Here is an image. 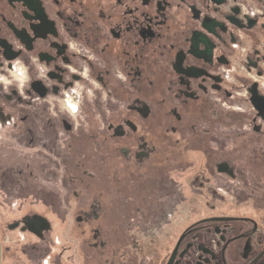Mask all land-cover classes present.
Wrapping results in <instances>:
<instances>
[{
	"label": "flooded vegetation",
	"instance_id": "1",
	"mask_svg": "<svg viewBox=\"0 0 264 264\" xmlns=\"http://www.w3.org/2000/svg\"><path fill=\"white\" fill-rule=\"evenodd\" d=\"M3 80L13 136L47 151L71 134L90 170L42 208H0V264H264L263 155L227 164L237 185L253 172L255 213L234 211L240 198L219 211L203 187L193 204L209 212L176 228V200H192L170 181L191 177L190 152L204 151L195 179L228 175L205 154L225 113L235 141L264 145V0H0Z\"/></svg>",
	"mask_w": 264,
	"mask_h": 264
},
{
	"label": "rangeland",
	"instance_id": "2",
	"mask_svg": "<svg viewBox=\"0 0 264 264\" xmlns=\"http://www.w3.org/2000/svg\"><path fill=\"white\" fill-rule=\"evenodd\" d=\"M7 86L9 85L6 80L0 82V87L4 88ZM226 111L234 113L233 110H225V112ZM37 112H39V110ZM52 112L56 113L57 110H52ZM225 115L226 113L223 114L224 120H222L225 124L220 127H216L215 125V127H213L215 132L211 135L209 134V137L208 135L206 137L208 145L205 154L217 157L214 160V164H228V162L233 163L236 160L241 163L249 164L251 161H256V159L251 160L255 155H263L264 158V145L260 147L257 146L255 142L246 145L244 143L246 141L242 140L243 138H239L235 141L236 132L232 130L233 127L227 124V116ZM63 118L65 117L63 116ZM36 120L38 119L36 118ZM35 122L38 123V121ZM7 126L6 123H2L0 120V208L2 209L1 211L8 216L12 217L15 212L14 209L28 205L31 201L37 203L38 208H42L40 205L43 203L54 202L55 196L50 195V193H55L59 187L80 185L77 181L74 184L75 180L72 176L76 175L77 177H83L81 170H90L88 166L80 165L79 167L77 161L72 157V151L67 148V145L70 144L67 140L71 138V134L65 135L64 132L63 136V133L60 131L58 133V138H62L65 142L47 146L48 150L45 151L46 148L39 142L33 146H27L25 143H21L13 136L11 131L6 128ZM37 138L41 140L44 137L38 135ZM238 145L239 148L237 147ZM60 153L63 155V161L54 160V157H57L56 155ZM201 153H204V151L196 153L190 152L187 154L186 161L192 164V171H190L191 177L189 179L184 178L185 175H180L178 172L171 175L170 181L174 182L176 192H182L183 196H187L192 200L190 209L186 211L180 210V208L184 207V200L181 202L176 200L174 207L176 213V228L180 218L189 217L194 221L201 215L205 216V214L209 212L207 210H200L193 204L195 198L199 197L200 191H203V187L215 189L216 192L224 198L223 204H219L220 206L218 205L219 211H222L221 208L224 209L226 205L236 207L237 201L241 199V204L238 208L236 207V209L233 210H238L239 213L246 215L249 214V212L255 213L252 208L248 207L252 199L253 189H251V186L253 182H255L252 176L253 172H240L241 179L238 180L240 181V185H237V181L234 182L231 180L229 174L227 176L216 174L214 168L211 170L213 172V174L211 173V175H213L212 177L208 178L209 175L202 174L204 177L195 179V173L197 172L195 168L198 169V164L204 162V159L200 157ZM69 154L71 155L70 157ZM257 161L260 163L259 158ZM252 162L251 164H254ZM120 165L122 164L118 161V168H120ZM76 166H78V168H76ZM77 169L79 171L78 175L75 173ZM95 170L98 169L96 168ZM117 170L119 171L120 169ZM228 171L229 173L231 172L230 169H228ZM102 183L103 182L96 185L100 186ZM112 184L123 186V184H119L115 179H112ZM234 186L238 189L234 190ZM188 187L190 191H188ZM33 188H38L41 193L47 195H41L42 197L39 196L35 198L36 196H34L32 192L33 195L26 197L30 189ZM48 217L51 219L56 218L51 212H48Z\"/></svg>",
	"mask_w": 264,
	"mask_h": 264
},
{
	"label": "built area",
	"instance_id": "3",
	"mask_svg": "<svg viewBox=\"0 0 264 264\" xmlns=\"http://www.w3.org/2000/svg\"><path fill=\"white\" fill-rule=\"evenodd\" d=\"M74 96H70V95H66L65 96V99H64V104L66 106V108H72L74 107L76 104H75V100H73ZM68 111H72V110H68Z\"/></svg>",
	"mask_w": 264,
	"mask_h": 264
},
{
	"label": "water",
	"instance_id": "4",
	"mask_svg": "<svg viewBox=\"0 0 264 264\" xmlns=\"http://www.w3.org/2000/svg\"><path fill=\"white\" fill-rule=\"evenodd\" d=\"M258 111H261V110H258ZM217 170L218 172L220 173H225V172H228L229 175H231V172L229 173L228 169H227V164H219L217 166Z\"/></svg>",
	"mask_w": 264,
	"mask_h": 264
}]
</instances>
